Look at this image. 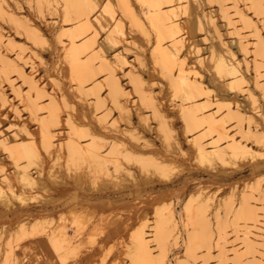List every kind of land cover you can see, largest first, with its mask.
I'll return each instance as SVG.
<instances>
[{
	"label": "rangeland",
	"instance_id": "rangeland-1",
	"mask_svg": "<svg viewBox=\"0 0 264 264\" xmlns=\"http://www.w3.org/2000/svg\"><path fill=\"white\" fill-rule=\"evenodd\" d=\"M5 1L12 6L8 8V12L0 14V88H5V93H8V99H3L0 95V134L11 137L15 135L12 123L16 116L22 123H28L26 127L33 134L42 156L39 163L41 169L36 171L37 168L32 165L31 172L36 177L41 176L47 188L34 189L33 192L39 193V199L30 197L27 203L14 199L13 204L5 206L0 202V264H158L156 261L161 256L166 264H254L255 255L260 257L258 251L264 252V245L258 239L247 242L246 235L264 233V156L257 152V155L253 154L255 158L250 154L246 155L238 160L242 166L240 169L225 167L219 163H215V167H207L197 161L195 149L189 139L200 135L203 130H190L186 127L184 112L179 103L189 100H184L181 93L174 94L170 75L165 67L154 62L153 52L158 32L149 19L144 15L143 27L136 26L137 23L124 10L121 0H109L111 10H102L100 0H93L95 8H91L87 0H16L21 9L17 8L15 0H0V12ZM225 1L227 5L224 6L226 9L229 7L228 11L224 10L222 0H164L162 6L174 5L176 11L185 12L184 18L200 46L198 48L202 50L191 53L192 49L185 45L184 54L191 53V61L196 59L202 62L206 82L210 83L214 93H218L222 101L226 126L231 135L261 149L255 140H262L259 128L253 124L251 131L254 130L255 133L248 132V122L235 116L234 100L237 99L242 104V111L249 110L251 102L246 95L255 86L253 81L246 83L247 85L239 81L236 72L238 56L243 59V65L248 67L247 75H255L253 78H258V83L264 86V54H261L264 52V0L263 7L261 6L263 10L253 0ZM130 3L142 15L139 1L131 0ZM234 9L246 13L251 21L246 17L247 21L243 23L242 12ZM80 10H92L95 19L94 27L85 33H82L79 25ZM66 11H69L68 18L65 17ZM224 11L231 18L229 25ZM13 15L21 21L22 27L12 25ZM209 16L212 17L213 24ZM42 17L46 20L43 21ZM120 19L124 20V36L116 27ZM247 22L257 24L255 26L258 27L259 36L253 34L256 29L247 25ZM48 23H53L54 27L50 28ZM62 24L65 25L66 34L62 35L61 41ZM37 27L48 35L52 51L47 44L44 47L41 40L33 42L35 39L32 29ZM114 30L116 33H113ZM71 35L75 37L76 43H81L84 39L93 42L82 52L85 58L93 56L101 47L116 61L114 76H117L123 88L133 98L130 101V128H127L126 118L118 107V101L125 98L121 96L118 100L119 96H114L113 73L102 69L103 63L99 57L92 60L86 77L81 82L71 79L66 72L69 58L63 48L71 47ZM164 35L163 43L169 45L168 32L165 31ZM219 35L227 38L228 42H233V49L222 48L220 45L223 42L217 37ZM240 37L241 42L238 39ZM44 61L51 78L44 71ZM258 62L262 63L259 69L263 75L260 77H257L254 68ZM135 76L143 79V82L147 81L160 98L163 109L170 116L168 125L173 131V139L164 142V122L155 117L154 107L143 98L138 85V82L140 86L141 83L134 80L137 79ZM28 77L39 79L45 87L41 92V105L57 111L56 118L46 109L42 116L57 133L54 141L62 146L61 155L55 151L56 144H52L49 151L45 149L39 132L38 116L31 112L21 99L22 96H17L14 86L12 88L11 84L15 82L16 86L22 87L24 94L34 99L37 93L30 86ZM258 94L264 103V96L259 92ZM196 97L198 102L205 104L203 95ZM139 104H142L143 114L150 122L147 121L148 127L140 126ZM213 107L214 105L206 106L208 111H214ZM77 121L84 130L95 135V139L99 141L96 145L104 144V153L112 154L111 157L119 154L118 164L110 157L109 160L113 161L107 160V166L115 168L118 165L129 173L136 174L140 184L135 185L133 179L123 173L119 186L108 179L102 182L98 191H94L85 178L82 187H79L68 164V158L73 155L68 149L70 126H79ZM115 122L119 123L118 128L125 129L123 131L126 134L113 129ZM210 135L204 138L207 144L218 136L216 132ZM112 136L122 138L119 150ZM91 139L92 136H89L86 140ZM226 143L228 139L221 142L222 146ZM113 147L118 154H114L115 149L111 150ZM156 151L159 152V157H175L179 160V177L165 184L156 180L150 184L143 181L137 156L149 160ZM56 154L60 155L59 160ZM79 156L84 159L82 155ZM80 157L78 159L81 161ZM0 159L5 160L9 168H12L8 150L0 149ZM85 161L77 162L78 168L84 173L89 169V164ZM50 168L55 169L58 182L51 178ZM1 174L0 180L3 179ZM126 197H137L138 203L123 207L125 215L110 227L114 219L110 216L101 217V211L110 206L112 198ZM76 202L90 203L97 210L92 216H71L68 214L69 206ZM241 210L244 213L241 214ZM141 216H144V232L152 258H144L140 243L130 236ZM160 224L162 228H159ZM115 229L119 230L114 231ZM115 233H119V236L112 237ZM105 250L109 252L104 260L102 255ZM143 258L147 259L146 262Z\"/></svg>",
	"mask_w": 264,
	"mask_h": 264
},
{
	"label": "bare ground",
	"instance_id": "bare-ground-1",
	"mask_svg": "<svg viewBox=\"0 0 264 264\" xmlns=\"http://www.w3.org/2000/svg\"><path fill=\"white\" fill-rule=\"evenodd\" d=\"M121 1L123 2L122 6H124V10L134 20V22L137 23L136 26L143 27V19L145 15L149 19L153 27L158 32V35H157L158 38H157L156 45H155L154 52H153L154 62L158 66L162 65V67H165L166 71L171 77V82L173 84V88L175 91L174 94L179 95L181 93L183 94L184 100H189L188 102L179 103L180 109L184 112V119H185L186 127L189 128L190 130L195 129V128H198V129L202 128L203 130L201 131V133H199L200 135L197 134L198 136H193V137H190L189 139L191 145L195 149V153L197 155V161L201 165L207 166V167H215V163H219L225 167L232 166L235 169H240L242 166L238 163V160L242 159L246 155L250 154L252 157H254L253 156L254 153L255 155L259 153L260 156H264V110H263L264 103L262 102L258 94L259 92L261 95L264 96V86H261L258 83L257 81L258 78L257 79L253 78L255 75H252L251 77L247 75L249 71H248V67L246 68V66L243 65V59L240 58L238 55H236V53H234V55L238 56L239 58L238 63L236 64L237 65L236 72L238 75V79L240 82H244L245 84L246 83L249 84L253 81L255 86L252 83V85L254 86L253 90L249 91V93L246 92L248 93L246 97L249 98L251 102V106L249 110L242 111L241 110L242 104L239 101H237V99L234 100L235 101L234 108L236 106L235 116L241 121L246 120L245 122L246 123L248 122V125H247L248 132L252 130L253 124L257 128H259L261 132L260 135H262V140L260 141L259 139H256V138L255 140L257 141L261 149L255 148L250 143L249 144H246V142L243 143L240 139L236 138L234 135H231V133L229 132L228 130L229 128H227L226 126L227 124L226 118H225L226 116L224 115L222 107H221L222 101L219 98L218 93H214V88L210 85V83L206 82L204 78L205 75L202 72V68H201L203 67L202 62L197 61L196 59H194V61L190 60L191 53L195 51H201L202 49L198 48L200 46L191 32V27L187 24L184 18L186 17L185 12H183V10L176 11L175 10L176 6L174 5L169 6V7H163L162 4L164 3V0H138L140 3L141 11H142V15H141V12L139 13V11L138 10L136 11V8H134L136 6L133 7L132 5L133 3L132 2H131L132 4L130 3L131 0H121ZM168 1H172V0H168ZM223 1H224L223 7L225 8L224 5L226 4L225 3L226 1L222 0V2ZM15 2H16L17 8L21 9L20 8L21 6L18 3V1L15 0ZM100 2H102V5H103L102 10H111V2L109 0H100ZM253 2L255 3L256 6H258V8H260L263 5L262 0H253ZM87 3L91 6V8L96 7V4L94 3L93 0H87ZM11 6L12 5L10 3L6 1L3 2L1 5L2 11L0 12V14L3 15V13L8 12V8H10ZM262 7L260 9L263 10ZM227 8L229 9V7ZM228 9L225 8L224 10L228 11ZM80 11L81 13H79L80 14L79 15V20H80L79 25L82 29V33H85L86 31L94 27L95 19L92 15V12H91L92 10L91 11L80 10ZM235 11H240V10H235ZM225 13L226 14L224 16L227 18L226 22H227V25H229L231 24V18L227 15L228 12H225ZM236 13L237 12H235V14ZM241 14H242V18H241L242 21H245L243 23H246L247 21L246 17H248L246 16L247 14L245 13L246 14L245 15L244 12H242ZM39 16H41V14ZM42 16L44 17L43 14ZM65 17L67 18L69 17V11L65 12ZM248 18L250 19V17ZM45 20L46 19H43V21ZM212 21L213 20L211 17L210 22L212 23ZM249 21H251V19ZM248 22H247V25L254 26L255 27L254 29H256L255 32H253V34L256 36H259V30L257 31L258 27L256 28L255 26L257 24L255 25L248 24ZM11 23L15 27H18V28L22 27L21 21L14 15L11 18ZM48 26L50 28L54 27L53 23H48ZM64 27L65 25L62 24V27H61L62 29L60 31L61 41H62V35L66 34V30L64 29ZM116 27L118 29V32H120L122 36L126 35L124 33L125 31L124 20L120 19L117 22ZM131 29H133V26ZM116 30H114L113 33H116ZM165 31L168 32V36L170 38L169 45H164L163 43ZM218 34H221V33H218ZM238 34L237 36L239 37ZM32 35L35 39L33 40V42L36 43V40L37 42L38 40H41V42H43L44 44V47H45V44H47V46L49 47V50H51V45L49 43L50 41H49V37L47 34H45L44 32H41L40 29L37 27V28L32 29ZM217 37L221 42H223L220 45L222 48H225L227 50L233 49V44H234L233 42H228V39L225 37H222V35L221 36L219 35ZM238 39L240 41L241 37ZM3 41H4V38L2 37V42ZM70 41H71L70 42L71 47L65 46L63 48L66 51L67 56L69 58L68 65H66L65 67L66 72L72 77L71 79H76L77 81L81 82L85 79L86 71L91 66L92 60L96 57H99L103 63L102 69H108L112 71L113 73L112 89H113V93H115L114 96H116L117 94V96H119L118 100L121 98V96L125 98L122 100L120 99V101H118V105H119L118 107L120 108L122 115L126 118L125 121L127 124V128H130L132 124L131 114H130V111H131L130 101L133 98H132V95H130L131 93H128L127 92L128 90L126 91L123 88L121 82L116 78L117 76L116 77L114 76V70L116 69V61L114 60V58L111 57L105 51H103L101 47L98 48V50L94 52L93 56H88L85 58L82 55V52L88 47H90V45H92L93 42L89 39H84L81 43H76L75 37L73 35H71ZM185 45H188V47L192 49L191 53L184 54L183 49ZM21 53L24 54V51H22ZM261 54L263 55L264 52H262ZM44 64L46 68V69L44 68L45 69L44 71H46V74H48L50 77V74L48 72V67L45 61H44ZM257 64H258L257 66L255 67L253 66V67L255 68L257 77L258 76L260 77L261 75H263L261 73V70L259 69L262 67V63L258 62ZM132 66L134 65L132 64ZM135 78H137V79H134L135 81L139 80L141 83V86L139 82H138V85L139 87H141L140 92H142L143 98L149 101V103L154 107L155 114H156L155 117H157L158 119L164 122V128H163L164 142H167L168 140L173 139L174 137L173 131H171L168 125V118L170 116L163 109L161 102H160V98L154 93V89L152 88V86L146 83L147 81L145 82L144 80L143 82V79H141L140 77L135 76ZM29 83L32 89L36 91L37 93L36 97L34 96L35 97L34 99L31 98L32 96L29 97V95L27 96L26 93L24 94L22 87L19 85L16 86L15 82H13L11 85H12V88L14 86L15 91L17 92V96L19 95L22 96V98L21 97L20 98L23 99V102L28 106V108L31 110V112L34 115L38 116L39 132L42 136V143L45 149L49 151L50 146L52 144H56L55 151L57 153L59 152L58 154H60L62 153V146L58 144L56 141H54V138H56L57 133L50 124L45 122L42 116L45 113L43 110L46 109L51 114V116H53V118H56L58 116L57 111H55L56 112L55 113L52 109H49L48 107H43L41 105V99H42L41 92L44 91L45 87L44 85H42L40 80L36 79L35 77H31L29 78ZM4 90L5 88L4 89L0 88V92H1L0 95L3 99H8V93L6 94ZM246 90H247V87H246ZM200 95H203L205 97L203 101L205 102V104L198 102V100L196 99L197 98L196 96H200ZM141 105L142 104H139L140 110H138V114L142 122L140 126L143 125V126L148 127L147 121L149 122V120H147L146 117L144 116ZM208 105L209 106L214 105L213 107L214 111H208L207 110L208 108H206V106ZM124 117H122L121 119H124ZM74 123L75 122H73V124ZM115 123L116 124H113L115 126L113 129L119 133L120 132L124 133L125 131L123 130L125 129L121 130V128H118L120 126L119 123L118 122H115ZM27 124L26 122L22 123L21 120L17 118L16 116V119L12 123V126L16 130L15 135L11 137V136L0 134V149L8 150L12 158L11 160L12 168H9V164H6L5 160L0 159V173H2L1 176L4 182L3 183L2 180H0V202H2L5 206H10L11 204H13L14 199H18L22 203H27L28 202L27 200L30 197L39 199V195H38L39 193H35L33 192V190L36 188H40V189L47 188L46 184L42 181L43 179L40 178L41 176H39V173L37 172L39 177H36L37 175L34 176L31 172L32 165H34V167L37 168L36 171L41 169V167L39 166V163H40L42 156L40 155V151H39V148L37 147V143L34 140L33 134H30L26 127ZM81 125L80 124L79 126L74 125L73 127L70 126L71 127L70 137L68 136L69 137L68 149L70 153L73 154V155H70V157L68 158V164H69L70 170L74 172L75 181L77 185L79 187H82L84 179L86 178L91 189L94 191H98L101 188L102 182H106L108 179L114 181V183L118 184L119 186V183L121 181V175L123 173H126L129 177H131L135 185L140 184V182L136 178V174L129 173L127 170L121 168V166L119 167L117 165V167L115 168H109L107 166L106 161L109 160L112 154L109 155L107 152L104 153L102 150V146H104V144L100 143L99 145L98 144L96 145V143H98L99 141L95 139L96 138L95 135L92 134L91 132H88V130L87 131L84 130L85 128L84 127L82 128ZM239 125H241L242 127V124H239ZM126 130L128 131V129ZM213 132H216L218 136L215 137L214 140L212 139L210 142H208V144L205 143L206 140L204 141V138L205 137L207 138L208 135L211 136L210 134H213ZM248 132L246 131L245 133L248 134ZM252 133H255L254 130ZM256 134H258V132H256ZM18 136L20 137L18 138ZM89 136L90 137L92 136L93 140L92 139L86 140L87 138H89ZM111 138L113 139V142L115 143L117 149L119 150L122 138L120 139L119 136H112ZM223 139L224 140L228 139V143H226L225 146H222L221 144ZM139 144L141 143L139 142ZM114 147L111 150L116 148ZM117 149H115L116 151H113L114 154L115 152L118 154ZM157 154H159V152L156 151V154L151 155L149 157V160H144L143 157L137 156L136 161H137V164H139L140 173L142 174L143 181L146 184H150L154 180L158 181L159 183L165 184L181 175L180 174L181 172H179V168H180L179 160H177L175 157H165V158L164 156L159 157ZM60 155H57L58 157H56L58 160H59ZM79 155H82L84 159H82V157H80ZM78 157H80L83 161L86 160L85 162L89 164V166L87 167L89 169H87L86 173H84L82 170L78 168L77 162L82 163V160L80 161ZM111 158H113L114 161L116 160L118 164V160L120 158L119 154ZM113 159L112 160L110 159V160L113 161ZM22 160H24V162H22ZM114 165L116 166V163ZM80 167H81V164H80ZM50 169L51 170L49 173H50L51 178L55 182H58L59 180L57 178L55 169H52V168ZM120 185H122V183ZM136 203H138L137 197L112 198L110 200V206L108 208H104L101 211L100 216L101 217L110 216L112 219H114L111 222V225H110L111 227L114 224L121 221V219L125 215V212L122 210L123 207L128 206L130 204H136ZM244 207L243 209H245ZM96 210L97 208L95 206H91L90 203L76 202L72 204L71 206H69L68 214L71 216L76 215V214H84V215L89 214L92 216L95 214ZM241 211H242L241 214L244 213L243 212L244 210H241ZM238 215H239V211H238ZM23 218H26V216L25 217L23 216ZM139 220L140 221L135 225V227H133L132 231L130 232V236L134 240H137L140 243L141 248H142L141 251H143L144 253L143 257L150 258L151 251L149 249L148 239H147V236L145 235L144 226H143L144 216H141V219ZM161 224L159 228L161 227ZM157 230H161V229H157ZM254 235H252V233L247 234L246 235L247 242L251 243L253 240L256 241L255 239H258L264 245V233H254ZM108 252L109 250H105L103 252L102 259L104 257V260H105V257L108 256ZM132 254H134V252H132ZM258 255L260 257H256L255 255L254 264H264L263 250H259ZM159 258H160L159 261H156L157 259L155 260L158 264H166L162 256ZM146 260L147 259H145L144 261L146 262Z\"/></svg>",
	"mask_w": 264,
	"mask_h": 264
},
{
	"label": "crops",
	"instance_id": "crops-1",
	"mask_svg": "<svg viewBox=\"0 0 264 264\" xmlns=\"http://www.w3.org/2000/svg\"><path fill=\"white\" fill-rule=\"evenodd\" d=\"M117 230H119V229H115L114 231H117ZM112 234H113V232H111ZM116 235H113L112 237H114V236H119V233H115ZM111 237V238H112Z\"/></svg>",
	"mask_w": 264,
	"mask_h": 264
}]
</instances>
